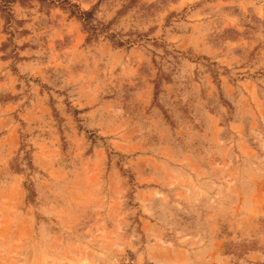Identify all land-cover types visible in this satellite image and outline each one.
<instances>
[{"label":"rangeland","instance_id":"374dc122","mask_svg":"<svg viewBox=\"0 0 264 264\" xmlns=\"http://www.w3.org/2000/svg\"><path fill=\"white\" fill-rule=\"evenodd\" d=\"M105 9L0 0V264H264V0Z\"/></svg>","mask_w":264,"mask_h":264},{"label":"clouds","instance_id":"9594fccd","mask_svg":"<svg viewBox=\"0 0 264 264\" xmlns=\"http://www.w3.org/2000/svg\"><path fill=\"white\" fill-rule=\"evenodd\" d=\"M70 2L73 5L78 6L80 13L83 14L91 13V19L87 25L81 22L83 24L84 30L89 33L90 37L95 39L101 36H106L108 39H112V40L120 39L121 34L119 33L115 35L110 34L112 33L113 29L116 28L118 21L110 20L109 13L105 9L106 0H99V2L96 3L95 7H92L90 10L85 9L83 5L85 3L92 2V0H70ZM163 80H164L163 74H161V76L155 80L156 94L152 100L153 107H158L162 109L164 108V105L161 102L160 97H161V90L164 88ZM126 103L127 102L125 101V104Z\"/></svg>","mask_w":264,"mask_h":264},{"label":"trees","instance_id":"16d2710c","mask_svg":"<svg viewBox=\"0 0 264 264\" xmlns=\"http://www.w3.org/2000/svg\"><path fill=\"white\" fill-rule=\"evenodd\" d=\"M80 16L83 18L84 23L87 25L90 22L91 19V13L89 14H80Z\"/></svg>","mask_w":264,"mask_h":264}]
</instances>
